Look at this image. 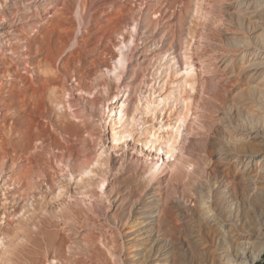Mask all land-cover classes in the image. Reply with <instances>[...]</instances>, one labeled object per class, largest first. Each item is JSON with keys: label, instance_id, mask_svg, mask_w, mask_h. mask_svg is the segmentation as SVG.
<instances>
[{"label": "rangeland", "instance_id": "obj_1", "mask_svg": "<svg viewBox=\"0 0 264 264\" xmlns=\"http://www.w3.org/2000/svg\"><path fill=\"white\" fill-rule=\"evenodd\" d=\"M89 11L91 15L87 16ZM260 24H264V0H0L2 57H15V37L22 36L32 42L35 67L32 72L23 73V76L37 81L29 85L32 88L19 79L13 81V75H17V65L9 59H5L7 66L0 68V75H5L8 80L9 92L6 100L8 106L4 112L7 116L0 114V140L3 139L0 143L4 141L1 144L8 148L9 153L13 152L10 142L17 138L15 128L21 122L25 127L35 126V134L41 133L39 127L50 134L54 133L53 137H57L65 153L72 151L77 158V153H80V158L86 156L88 153L85 151L66 148L67 138L61 126L63 120L71 119L67 109L70 97L78 95L93 99L100 94L103 98L100 105L103 118L96 117L102 124L100 141L93 140L81 128L88 144L92 147L99 143L102 154L109 158L107 164H102L103 158H100L94 170L97 168L107 172L108 165H113L112 157L120 158L139 152L148 155L150 149L146 147L144 139L161 137L170 138L173 142L175 156L168 160L172 165L171 170L179 167L186 177L195 170L193 158L186 155L182 147L187 143L189 133H202L209 141L204 152L208 162L196 174L199 187H196V192L207 195L202 198V194H196V202L191 203L187 210L177 205H171L165 212L157 210L149 167L124 175L120 174L118 164L110 178L131 188L127 205L133 212L128 221L117 229L109 217V222L106 221L105 225L102 223L99 228L84 225L88 220L99 221L88 210L89 198L101 197L106 201V195L97 189V178L91 182L60 178L61 184L73 187V190L69 187L66 191L79 199L77 202L80 206L67 196L62 198L58 195L54 200L53 195L60 190L53 194L45 190L48 197L46 204L30 202L25 213L13 219L8 215L15 208V203L5 198L7 188L0 175V264H215V254L220 248L217 239L226 228L222 224L210 226L203 218L205 215L208 218L216 217L212 195L220 185L221 173L230 174L235 167H243L238 153L225 143L226 139L221 134L222 123L225 122L228 128L248 131L259 130L262 121L250 113L248 107L237 110L231 95L224 97L215 91L205 93L201 82L205 83V74L213 76L214 87L223 74L240 76L237 71L230 73L240 65L239 60L244 55L236 47L243 38L251 40L254 34L263 33ZM40 31L51 33L50 47H44L43 56L37 54L35 46L37 41L42 42L45 38ZM81 40L88 43L82 46V43L79 44ZM84 51L99 53L108 60L107 65L89 67L87 70L75 59ZM179 59L184 62L183 66L178 63ZM122 71L127 72L124 83L133 87L136 98L130 115L122 112L126 108L123 103L125 91L118 78ZM81 74L84 75L82 81ZM40 78L51 86L46 84L43 89L44 81ZM12 94H16V99H10ZM6 101L4 104H7ZM204 122L214 124L206 126ZM114 124L117 125L116 133L113 131ZM115 135L120 140L114 144ZM53 140L52 143L55 142ZM246 148L253 152L259 150L254 139H244L236 151ZM164 150L161 163L168 153L166 147ZM36 153L43 156L39 150ZM51 163L54 168L55 162ZM56 169L54 172L60 174ZM51 172L48 171L49 175L53 174ZM172 172L170 176L173 182L183 185L184 178L177 180ZM227 183V180L224 181L223 190H226ZM204 186L209 190H203ZM76 193L81 195L77 196ZM138 196L140 202L134 203ZM253 200L255 207L262 206L259 201ZM106 203L108 208L110 204ZM151 209L153 216L149 214ZM136 211L141 212L138 214ZM59 218L73 222L81 232L79 239L85 242L83 251L71 252L68 249L74 237L63 226L54 225ZM139 218L153 221L149 225L150 233L142 230L143 227L138 228ZM248 225L245 230L249 229ZM231 231L236 236L240 235L235 228ZM52 232H58L59 236ZM137 234L140 235L136 237ZM255 264H264V254Z\"/></svg>", "mask_w": 264, "mask_h": 264}, {"label": "bare ground", "instance_id": "obj_2", "mask_svg": "<svg viewBox=\"0 0 264 264\" xmlns=\"http://www.w3.org/2000/svg\"><path fill=\"white\" fill-rule=\"evenodd\" d=\"M90 12L91 11H89L87 16L91 15ZM98 15L99 17H101L100 14ZM260 25L263 29V33L256 36L254 34L251 40L249 38H243L242 43L238 47H236L238 50L241 49V53L243 52L244 55L243 58H240L239 60L240 65L235 69L233 68L230 73L233 74V71H237L240 76L236 77L230 76L228 74H223L220 82L217 83L216 87H214L215 82L213 81V76L205 74L203 78L205 83L201 82L203 84L202 90L205 93L215 91L216 94L220 96L226 97L227 95H231V100L234 102L237 110L240 111L241 108L248 107L250 113H252L262 121V127H260L259 130L248 129V131L244 130V128L242 129V131L238 128H228L227 124H224L225 122L222 123L223 125L221 134L226 139L225 143L229 144L232 150L235 149V152L238 153V158H240V162H242L243 167H235L233 172H231L230 174H227L222 170L223 172L220 175V185L218 186V189L213 190L212 195V205L215 209L214 214H216V217L213 218L211 216V218H208V215H205V218H203L205 222L208 221V225L210 226L213 225L214 227V225L222 224L221 226L223 228H226V230L222 231L223 233H220V238L217 239V246H219L220 248L217 249V252L215 254V264H255L264 254V24ZM29 28L33 29L35 27L29 26ZM44 32L40 31V33ZM44 34L45 38L43 39V41H37V44L35 45L37 47V54L44 53L45 46L50 47L51 33L50 31H46V33ZM15 41L16 44L14 47V58H9V56L2 57V49L0 48V68L8 64L5 62V59L16 62L17 66H15V64L14 66L17 68H15L17 71V75H13L12 80L16 81V79H19L25 85L32 86V84H36L37 81L27 79L25 75L23 76V73L26 74V72H32L33 68L35 67V56L32 55L34 50L33 44L30 41H26L22 36L15 37ZM80 43H82V46H84L88 42L81 40L79 44ZM260 54L263 56L261 57ZM255 55H257L256 59ZM41 56H43V54H41ZM247 56H252L253 58L247 59ZM68 59L69 58H67L66 60ZM75 59L81 64V66L85 65L84 68L86 69L89 67L99 68L101 65H107L108 63V60L104 59L99 53L96 52L91 53L84 51L80 56L75 57ZM178 63L180 64V66H183L184 62L179 59ZM86 71L85 74L87 75L88 73ZM126 75L127 72L122 71L118 75V78L121 81L123 85L122 87L125 91V94L123 95V103L125 104L126 108L123 109L122 112L130 115L134 109L136 98L134 97L133 87L124 83ZM48 77L53 78L52 76ZM83 78L84 75L81 74V81ZM40 79L42 80V78ZM41 80L39 82L40 84H42V81H44L45 79L42 81ZM46 80H48V78H46ZM7 81L8 80L5 78V75H0V114L2 115L6 114L4 112L8 106V101H6L9 95V92L7 91ZM230 82H233V85H230ZM46 84L44 81L43 86L39 85V87L42 86L43 88L44 86H46ZM229 85L231 86V88L229 87ZM49 86H51V84ZM245 86L247 87V99L245 98ZM9 90L12 91V89ZM29 92L32 91L30 90ZM36 92L34 94L38 93ZM25 93L27 92L25 91ZM15 95L16 94H12L10 99H16ZM31 97L32 96H30V99ZM201 99L204 100L202 97ZM5 101L7 104H4ZM102 102L103 98L100 94L96 95L93 99H89L88 97L82 95H78V97L71 96L67 106V109H69L70 111L71 119H67L66 117L67 121L63 120V122L61 123L62 125L59 124L62 126V129L67 138L65 141L66 148H76L83 152H87L88 154L84 157L80 158V153H77V158L76 153L73 154L72 151L70 153H65V150L61 148L62 144H60L59 146L60 142L56 140L57 137H53L54 133L52 134L51 132L50 134L47 130H44L45 128L39 127V129L37 127L39 130H41V133L35 134L33 131L35 126L32 125V127H25V124L21 122H18L17 127L15 126L17 138H14L16 140L14 141L13 139V142H10V148H12L11 150H13V152L9 153L8 148H6L5 145H2L4 141L1 142L2 144L0 143V145L3 146L0 153V175L3 177V184H5L7 188L5 198L8 201L10 200L12 203H15V208L11 210V214L8 215V218L12 217L13 219H15L16 216L25 213L26 208L30 202L38 201V205L46 204V199L48 200V197L45 194L47 193V191L53 194L57 190H60V194L58 193L57 195H53L52 198H54V200H56L58 195L62 196V198L67 196L70 201H73L78 206H80V203L77 202L79 199L75 196H70L68 191H66V189H69L70 186L65 183L61 184L60 178L66 177L67 180L70 179L71 181H84L86 179L88 181L90 180L89 182L97 178V189H101L102 192L106 195V201H103V198L101 197L90 196L91 198H89L90 200L88 204V210L93 212L99 221H97V219L94 221L88 220L86 221V223H84V225L89 228H99L103 224L105 225V222L109 217L110 221H112V224L116 229L120 226L122 227V225L128 221L133 211L131 209H128L127 205L130 201V197L128 194L131 188L126 186V184L121 183L119 180L114 181L110 178L111 172L116 169V166L118 164H120L121 168L120 174L124 175L131 172L138 173V171L149 167V177H151L152 181L154 182V186L152 187L154 189V195L156 194L155 208L162 212L167 211V209L171 205H177V207L187 210L191 203L196 202L198 198L196 194L199 196L200 194H202L201 197L205 196L206 193L204 194V192H196V187L198 186L196 174L200 173L202 167L207 161L206 156L204 157V152L209 144L208 138L202 133H189V139L187 143L182 146L184 153H186V155L188 156H191L195 163V170L193 171L194 173H189V176L184 177L183 171L179 167L171 170L172 165L168 160L175 156V152L172 147L173 142L170 138L161 137H158V139H151V137L144 139L146 147L149 146L150 149L148 155H144L143 153L139 152L136 155L135 153H132L128 156L122 155L120 158L112 157V159H110L111 162H113V165H108L109 170L107 172H103L97 168L96 170H94L93 167L97 164L100 158H103L102 164H107L109 158L108 156L104 157L101 152L99 143H96L92 147L88 144L87 140L85 139V135H83L81 131V128H83L84 133L91 137L93 140H95L96 142L100 141L102 137V124L99 120L96 119V117L102 115L100 109V105L102 104ZM101 118H103V116H101ZM39 124L38 126L41 125ZM204 124L206 126H210L214 123L204 122ZM56 126L59 127L57 123ZM116 126L117 125L115 124L113 126V131L115 133L117 131ZM52 139H54V143H52ZM118 139V135H115L114 144L118 142ZM244 139H247L248 141L254 139L259 147L258 152H253L251 149L247 148L236 151V147ZM1 140L3 139L1 138ZM4 140L6 141V137ZM163 147H166V149H168V153H166V157L163 156L161 163V155H164L165 152ZM37 150L41 151V154H43V156L38 155L36 153ZM157 157L159 158L157 161H155V158ZM51 162H55L54 165L58 169H56L55 166L54 168L57 171L59 170L58 172H60V174L54 172L55 169L51 166ZM50 170H53V172H51ZM48 171L51 172V174L55 173L59 176L53 174L49 175ZM93 172L95 173L91 176L90 174ZM170 172L174 174L173 176H175L177 180L180 177L184 178L183 185H180L177 182H173V179H171L170 176ZM226 180L228 181L226 190H223V184ZM200 187L202 188V185ZM203 188V190L205 191L209 190L205 186ZM70 189L73 190V187L71 186ZM76 194L77 196L81 195L80 193ZM201 197H199V199ZM253 198L255 199V201H259V204H262V206L258 205V208L255 207ZM139 200L140 197L138 196V198H135L134 203H139ZM106 202L110 204L108 208L106 207ZM140 212L141 211H136V213L138 214ZM153 213L154 212H152V209L151 211L149 210V214L151 216H153ZM6 217L7 215L5 216V218ZM154 220H157V218ZM139 221L140 222L138 223V228L143 227L142 230L149 232V230L151 229L149 225H152L153 221L151 222V219L149 218H145L144 220L140 219ZM248 223H251V225H248ZM54 225L63 226V229H65L68 234H71L72 237H74V242L68 246V249H70L71 252L84 249L83 244H85V242L80 241L81 239H79L81 232L75 227V224L73 222L65 220L63 218H59L54 221ZM247 225L249 226V229L245 230V227ZM233 228L240 232V235L237 236H240L242 238H237L236 234L234 235V233L231 231V229ZM52 233L56 237L59 236L58 232ZM139 235L140 234H137L136 237ZM135 242L138 243V240H136ZM119 254L122 255L121 253Z\"/></svg>", "mask_w": 264, "mask_h": 264}]
</instances>
